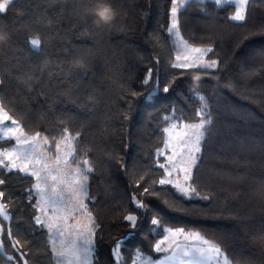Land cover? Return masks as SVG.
Segmentation results:
<instances>
[{
    "label": "trees",
    "instance_id": "trees-1",
    "mask_svg": "<svg viewBox=\"0 0 264 264\" xmlns=\"http://www.w3.org/2000/svg\"><path fill=\"white\" fill-rule=\"evenodd\" d=\"M172 4L12 0L0 10V104L51 152L70 135L72 163L92 169L94 264H115L117 245L120 264H134L138 251L156 259L166 228L199 233L233 264H264V0H248L242 21L227 2L189 0L179 10L182 36L210 47L215 68L174 67ZM37 37L38 51L28 43ZM201 109L210 123L187 196L159 184V153L167 125L197 122ZM12 144L0 139V149ZM0 180L10 216L0 214V264H56L37 223L35 178L0 165Z\"/></svg>",
    "mask_w": 264,
    "mask_h": 264
},
{
    "label": "rangeland",
    "instance_id": "rangeland-1",
    "mask_svg": "<svg viewBox=\"0 0 264 264\" xmlns=\"http://www.w3.org/2000/svg\"><path fill=\"white\" fill-rule=\"evenodd\" d=\"M12 0H1L0 5H3V9L5 10L8 4ZM189 0H173L172 9L174 4L179 5L183 3V5ZM205 1V0H203ZM215 1L216 0H212ZM230 3L228 0H221V3ZM239 3V0H234L232 4ZM247 5V4H246ZM182 7H177V12L175 16V22L177 25V31L179 32V36H176L174 33H170L172 43L176 49V65H189L187 67L192 66H204L210 63L213 60H208L207 55L201 58L200 53L193 52L192 48H209V47H201L190 44L181 34L179 26H178V12ZM171 9V22L170 27L173 23V14ZM246 10V6H245ZM181 39L183 41H187L189 47H185L181 43ZM179 57V59H178ZM216 61V60H215ZM217 62V61H216ZM217 66V64H216ZM215 66V67H216ZM211 67V68H215ZM209 68V67H208ZM1 105V104H0ZM4 113L7 114V118L4 117ZM201 119H204V114L201 115ZM206 120V119H205ZM15 121V123H13ZM199 121L194 123H186L178 120L171 121L166 129H170L172 124L184 125V124H195L199 123ZM207 125V124H206ZM205 125V126H206ZM7 128H12L13 131H7ZM183 131H187L184 129ZM204 131V129H203ZM69 139L66 141L65 138L60 141L58 144L60 146L59 153L57 152V147L55 152H51L49 150V142L46 138L41 137L39 135H28L24 132L20 123L15 120L11 115L3 108V112H0V139H10L13 140V144L9 147H4L0 149V160H3V164L1 166H5L8 169H24L22 172L32 175L35 178L34 185V194L37 202L38 216L40 223L43 224L50 236V240L53 247V241H55V247L57 249H61L62 247L67 250L70 249L73 245L76 244L78 237L80 234L87 235L89 228L92 229V264H94V255L96 250V242H95V225L94 218L88 210L86 198H83L84 208L79 207V204L76 202H68L71 199L72 190L76 187L73 183V177L75 175L76 170L83 169L78 167L72 163V156L74 154L73 149V139L70 135H67ZM27 141V143H25ZM164 147L161 149L160 156V164L164 165L165 176L163 178H167L172 183H169L175 186L179 183L183 187H191L190 179L185 180V175H189V173H185L182 171V168L190 167V178L192 175L193 168L197 162L198 153H196L195 163H192L189 160V152L188 147L184 145H190L192 141H194V137L192 140H189L188 136H184L183 140L178 141L175 138V134L167 133V140ZM200 140L199 147L201 148ZM34 148V151L32 149ZM71 153V154H69ZM174 153L177 155L174 156ZM5 154H10L11 158L8 159L5 157ZM21 155H28V160L17 158ZM57 155H59V162L57 161ZM173 156V161H169L168 157ZM67 160V164L65 161ZM181 160L184 162L181 163ZM168 171H171V175L168 176ZM36 173L38 176L45 178L42 180L37 179V175H33ZM55 178V179H54ZM40 184V190H37L36 185ZM176 187V186H175ZM177 188V187H176ZM181 192V191H180ZM182 193V192H181ZM63 194L65 204H56L53 205L49 203L50 198L58 199L60 195ZM184 194V193H183ZM191 192H188L187 196H189ZM0 204L4 206L0 199ZM0 214L2 217L9 221L10 216L7 213L5 207L0 209ZM5 216L7 218H5ZM49 225H53L52 230H49ZM59 227L60 231L63 232V235H60L57 232L56 228ZM172 229L173 231L177 230L175 228H166ZM165 229V230H166ZM2 231V224L0 223V233ZM197 233L195 231L187 232L184 231L183 234L172 236L168 234L166 231L162 239L158 242L163 241L161 247L165 250L173 247L177 242L182 240H195L194 237L189 234ZM188 236V239H185V236ZM165 236L168 238L165 239ZM201 237V236H200ZM143 254V253H141ZM55 255V253H54ZM114 255L116 258L115 264H120L121 262V254L119 251V247L114 249ZM143 256L153 257L150 255L143 254ZM67 260H71V256L69 255L66 259L60 258L55 255L56 264H67ZM17 264V263H11ZM27 264V263H26ZM134 264H139V261L135 258Z\"/></svg>",
    "mask_w": 264,
    "mask_h": 264
},
{
    "label": "snow or ice",
    "instance_id": "snow-or-ice-1",
    "mask_svg": "<svg viewBox=\"0 0 264 264\" xmlns=\"http://www.w3.org/2000/svg\"><path fill=\"white\" fill-rule=\"evenodd\" d=\"M199 2L203 3V0H199ZM228 2L232 3L234 0H228ZM217 4L221 3V0H216ZM248 3V0H239V3L235 4V14L231 16V19L234 21H242L245 19V6ZM3 5H0V10L3 9ZM177 7H183V3L176 5L174 4L173 9H172V14H173V23L172 26L169 28L170 33H174L176 36H179V32L176 30L177 25L175 22V16L177 12ZM110 19V17H105V22ZM4 37L0 35V40H3ZM28 43L31 45V48L34 50H39L41 47V40L37 38H32L28 41ZM181 43L185 47H189L187 44V41H183L181 39ZM193 52L200 53L201 58L206 56L209 52L212 51V49L205 48H192L191 49ZM179 59V57H178ZM217 62L215 60L211 61L206 65V67H215ZM189 65H174V67H187ZM167 91V89H165ZM203 99V97H201ZM204 109H201L197 115L201 116L203 113ZM0 112H3V107L0 105ZM7 118V114L4 113V117ZM15 123V121H13ZM210 123V121L205 120V119H200L199 123L195 124H184V125H177V124H172L170 129H165L166 133L170 134H175V138L178 141L183 140L184 136H188L189 140L191 141L192 138L194 137V141L190 145H184L185 147H188V152H189V160L192 163H195L196 159V153L200 151L199 143L200 140L203 138V129L205 128V125ZM186 129L187 131H183ZM7 131H13L12 128H7ZM65 133H67V130L65 129ZM69 137L66 135L65 140L67 141ZM27 143V141H25ZM167 141H166V146H167ZM34 151V148L32 149ZM60 151V146L59 144L57 145V152L59 153ZM71 154V153H69ZM177 155V153H174V156ZM5 157L10 159L11 155L10 154H5ZM17 158L28 160L29 156L28 155H21L18 156ZM169 161H173V156L168 157ZM57 161L59 162V155H57ZM184 161L181 160V163ZM85 164H87V161H84ZM0 164H3V160H0ZM65 164H67V160L65 161ZM161 167H164V165H161ZM24 169H21L23 171ZM182 171L185 173H189V175H185V180L190 179V167L188 168H182ZM92 169L89 168H84V169H77L75 172V175L73 177V183L76 185V187L72 190L71 193V199L68 202H76L79 204V207L84 208L83 204V198H87L88 196V191H87V173L91 172ZM33 175H37L36 173H33ZM168 176L171 175V171H168L167 173ZM38 180H42L45 178H42L37 175ZM55 179V178H54ZM3 181L0 180V184H2ZM172 183L167 178H162L159 181V184L164 185V184H169ZM179 191H181L184 194H187L188 192H195L196 190L194 188L189 187H183L179 183L175 185ZM37 190H40V184L38 183L36 185ZM145 192H148V189H144ZM3 193L0 192V196H2ZM49 203L56 205V204H65L66 202L64 200L63 194L60 195L58 199L56 198H50ZM142 206V205H141ZM3 205L0 204V209H3ZM5 218H7L5 216ZM126 219L133 224H135L136 217L129 215L126 217ZM37 223H40L39 218H37ZM153 225L158 224V221L153 220L152 221ZM53 228V225H49V230L51 231ZM57 232L60 233V235H63V232L60 231V228H56ZM168 234L172 236H177L180 234L184 233L183 229H177L173 231L172 229H166L165 230ZM92 229L89 228L87 235L80 234L78 237V240L75 245H73L70 249L65 250L63 247L61 249H57L55 247V241H53V248L52 251L55 253L57 257L60 258H67L69 255L71 256V260H67V264H92ZM11 235V233H9ZM190 236L194 237L199 243L198 245H186L178 255L176 252H173L170 256H165L162 260L160 261H154L152 260L151 257L143 256L139 251L136 253V259L139 261V264H171V262L174 261H179V264H231L229 261L228 257L222 252L221 248L207 240H204L202 237H200L199 233H192L189 234ZM168 237L165 236V239ZM185 239H188V236H185ZM18 243V241H17ZM163 241L160 243H157L155 246V249L157 252H162L165 251L164 248L161 247ZM206 245V247H205ZM119 247V245H117Z\"/></svg>",
    "mask_w": 264,
    "mask_h": 264
},
{
    "label": "crops",
    "instance_id": "crops-1",
    "mask_svg": "<svg viewBox=\"0 0 264 264\" xmlns=\"http://www.w3.org/2000/svg\"><path fill=\"white\" fill-rule=\"evenodd\" d=\"M198 241L195 240H182L177 242L173 247H171L168 250L162 251L161 255L158 258H153L154 261H160L162 260L165 256H170L173 252H176L178 255L180 254L181 250L186 246V245H198ZM206 247V245H205ZM171 264H179V261H174L171 262ZM233 264V263H231Z\"/></svg>",
    "mask_w": 264,
    "mask_h": 264
}]
</instances>
